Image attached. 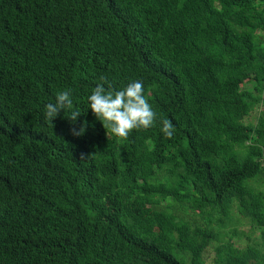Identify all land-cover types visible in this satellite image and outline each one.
Wrapping results in <instances>:
<instances>
[{
  "label": "trees",
  "instance_id": "trees-1",
  "mask_svg": "<svg viewBox=\"0 0 264 264\" xmlns=\"http://www.w3.org/2000/svg\"><path fill=\"white\" fill-rule=\"evenodd\" d=\"M101 77L141 81L154 126L107 135ZM64 90L75 125L45 119ZM261 104L264 0H0V264H264Z\"/></svg>",
  "mask_w": 264,
  "mask_h": 264
},
{
  "label": "clouds",
  "instance_id": "clouds-1",
  "mask_svg": "<svg viewBox=\"0 0 264 264\" xmlns=\"http://www.w3.org/2000/svg\"><path fill=\"white\" fill-rule=\"evenodd\" d=\"M102 83L93 89L88 97L90 109L95 117L102 122L103 127L118 138H127L133 130H147L154 126L157 114L144 95L143 83L135 80L122 90H116L106 77L100 78ZM107 85V88L105 87ZM68 112V117L75 125L81 112L73 110V100L70 90L57 92L55 103L45 106V119L53 122L61 111ZM162 132L167 138L174 135V126L171 120L161 121ZM88 121L77 130L72 128V135L83 136L87 130ZM86 154H81V159H86Z\"/></svg>",
  "mask_w": 264,
  "mask_h": 264
},
{
  "label": "rangeland",
  "instance_id": "rangeland-1",
  "mask_svg": "<svg viewBox=\"0 0 264 264\" xmlns=\"http://www.w3.org/2000/svg\"><path fill=\"white\" fill-rule=\"evenodd\" d=\"M260 109H264V104L258 105L256 108H254L250 112V114L245 117V120L251 122L255 121V118ZM262 181L263 182L258 184L257 186L258 188L264 190V179ZM222 230L227 232L225 234L232 235L233 240L239 246H245L247 243L253 241H260L259 230L253 228L250 220L241 213H239L235 206L231 211V215L227 221V224L225 225V227L222 228ZM174 251L176 255L179 256V252H177L176 250ZM204 256L206 264H209L214 256V249L212 244L207 247Z\"/></svg>",
  "mask_w": 264,
  "mask_h": 264
}]
</instances>
